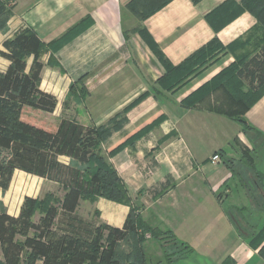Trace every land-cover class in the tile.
Wrapping results in <instances>:
<instances>
[{"label": "crops", "instance_id": "crops-1", "mask_svg": "<svg viewBox=\"0 0 264 264\" xmlns=\"http://www.w3.org/2000/svg\"><path fill=\"white\" fill-rule=\"evenodd\" d=\"M3 1L9 3L11 14L7 28L0 29V49L23 28H32L43 41L51 42L91 19L88 28L55 52L61 67L48 64L51 51L43 55L46 66L40 87L58 100L55 110L43 117L110 127L116 120L118 126L101 142L100 152L123 178L142 218L153 227L170 229L193 247L178 264H264V209L256 206L246 185L250 181L252 188L260 182L264 191V161L255 160L258 174L244 162V152H253V147L259 151L264 138L254 142L242 123L211 109L229 100L224 84L209 87L193 106L183 104L238 55L254 53L255 43L264 41L258 19L244 10L221 27L214 10L227 0H171L146 19L128 8L131 0ZM142 29L174 66L215 37L226 47L232 44V49L176 88L162 90L159 84L167 69ZM9 63L0 55L1 71ZM242 83L247 91L248 84ZM244 118L264 135V90ZM220 151L221 161L212 164L211 157ZM225 158L237 161L239 170L246 169L245 181L233 174ZM61 160L71 161L66 156ZM35 177L44 185L58 184ZM233 208L244 209L234 217L254 237L239 233L228 215ZM129 210L126 204L98 197L81 199L77 214L122 227ZM259 237L261 241H255ZM119 245L126 253L132 251L129 238ZM143 249L147 264H165L160 243L150 235Z\"/></svg>", "mask_w": 264, "mask_h": 264}, {"label": "trees", "instance_id": "trees-1", "mask_svg": "<svg viewBox=\"0 0 264 264\" xmlns=\"http://www.w3.org/2000/svg\"><path fill=\"white\" fill-rule=\"evenodd\" d=\"M170 1L131 0L128 8L140 19H146ZM10 8L8 2L0 0L1 30L7 28ZM244 10L251 12L264 27V0H227L214 11L223 27ZM90 24L91 19L86 18L51 42L43 41L32 28H23L6 39L0 49V55L10 62L5 71L0 70V188L7 190L15 171L20 170L57 182L63 189V194L54 198L27 195L18 215L0 209V264H37L39 260L43 264H147L143 242L148 235L160 243L165 264H178L186 258V252L194 250L170 229L153 227L142 218L141 207L135 203L123 178L101 154V142L111 134L112 128L118 126L114 118L111 122L115 127L86 125L76 118L63 117L59 122L41 118L43 113L53 112L58 103L54 94L40 87L46 66L43 55L51 51L48 64L61 67L55 52ZM140 32L166 66L167 72L159 85L167 91L196 74L219 54L232 49V44L226 47L215 37L180 65L174 66L150 39L147 30ZM255 44L254 53L238 55L211 83L183 100L186 107L193 106L210 91L209 87L224 84L229 100L211 109L242 123L254 142L264 135L244 117L264 90V41ZM242 81L248 84L247 91H244ZM252 151L244 152L245 163L249 170L258 174L255 165L258 150L253 147ZM62 156L71 161L63 162ZM225 162L233 174L235 172L245 181L246 169L239 170L237 161L232 158H225ZM250 183H246L250 196L258 208L264 209L261 183L252 188ZM98 197L130 207L122 227L92 222L77 214L81 199ZM51 198L53 202H50ZM242 210L230 209L228 215L241 235L254 237L253 231L242 227L234 217V212L242 215ZM37 214L38 221L34 219ZM128 238L132 241L130 253L124 252L119 245ZM257 240L260 242V237Z\"/></svg>", "mask_w": 264, "mask_h": 264}, {"label": "rangeland", "instance_id": "rangeland-1", "mask_svg": "<svg viewBox=\"0 0 264 264\" xmlns=\"http://www.w3.org/2000/svg\"><path fill=\"white\" fill-rule=\"evenodd\" d=\"M159 87L162 90H165L162 86L159 85ZM41 118L45 121L58 122L57 119H55L57 117ZM259 157L260 159H262V161H264V146H262L259 149L258 153H256V159ZM245 161L246 158L244 159V162ZM48 185H50V188L48 187ZM28 194L32 195L33 197L37 196L38 198H44L48 195L54 198L55 196H61L63 194V189L59 184H49V182H46V184L44 185V182L41 183V180L34 175L18 170L14 173L10 187L7 190H3L0 188V209H3L13 215H18L24 199ZM52 198L50 199V202H53ZM84 205L85 202L83 204V207H85ZM83 207L81 209V214L84 216L85 209ZM38 218L39 215L37 214L34 219L38 221ZM87 219L91 220L92 222L95 221L94 216L90 217L89 215L87 216ZM236 221L239 222L238 219H236ZM190 255L191 252H186L185 257H189ZM0 259H2L1 251Z\"/></svg>", "mask_w": 264, "mask_h": 264}, {"label": "built area", "instance_id": "built-area-1", "mask_svg": "<svg viewBox=\"0 0 264 264\" xmlns=\"http://www.w3.org/2000/svg\"><path fill=\"white\" fill-rule=\"evenodd\" d=\"M220 161H221V155L219 152L215 153L210 159V162L214 165H217Z\"/></svg>", "mask_w": 264, "mask_h": 264}]
</instances>
